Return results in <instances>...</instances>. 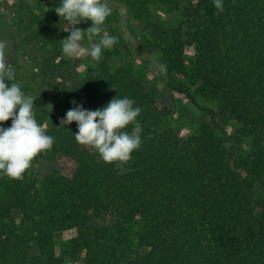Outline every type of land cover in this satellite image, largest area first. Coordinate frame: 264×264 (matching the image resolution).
I'll use <instances>...</instances> for the list:
<instances>
[{"label": "trees", "instance_id": "obj_1", "mask_svg": "<svg viewBox=\"0 0 264 264\" xmlns=\"http://www.w3.org/2000/svg\"><path fill=\"white\" fill-rule=\"evenodd\" d=\"M59 3L16 0L9 9L6 40L17 44L6 63L36 98L35 119L54 138L39 156L54 167L41 177L27 169L22 180L0 174V264H264V0H223L219 13L213 0H106L122 50L202 113L187 136L165 127L154 85L132 66H112L108 49L98 62L64 57L70 31H61ZM32 51L40 60L27 83L16 71ZM115 96L142 109V143L122 174L76 142L75 121L60 125L69 109L96 110Z\"/></svg>", "mask_w": 264, "mask_h": 264}, {"label": "clouds", "instance_id": "obj_2", "mask_svg": "<svg viewBox=\"0 0 264 264\" xmlns=\"http://www.w3.org/2000/svg\"><path fill=\"white\" fill-rule=\"evenodd\" d=\"M217 12H222L223 0H213ZM55 12L71 29L70 35L60 40L62 53L68 59L91 57L100 61L104 49L112 48L117 38L107 34L103 25L111 14L106 0H60ZM91 20L86 29L76 27L82 21ZM87 37L88 47L81 41ZM98 38V39H95ZM6 42L0 41V124L11 119L10 127L0 126V174L9 179L22 180L32 160L41 152L50 150L54 138L46 134V125L35 119L33 105L36 98L26 95L21 85L13 82L15 72L5 59ZM161 72L166 71L160 66ZM11 81V85L5 83ZM114 88V87H113ZM75 104V101L72 102ZM135 101L128 98L113 97L105 106L96 110H87L78 105L69 109L60 125L76 122L78 131L75 140L82 146L90 147L105 163H115L120 173L131 159L132 153L141 146L142 126L137 122L140 107H134ZM133 125L131 131H125Z\"/></svg>", "mask_w": 264, "mask_h": 264}, {"label": "rangeland", "instance_id": "obj_3", "mask_svg": "<svg viewBox=\"0 0 264 264\" xmlns=\"http://www.w3.org/2000/svg\"><path fill=\"white\" fill-rule=\"evenodd\" d=\"M15 2L16 0H0V16H3L2 20L4 22H0V26L3 30V33H5L4 35L2 34V36H0V41H5L9 46L8 49L5 51V58L7 57V54H9L10 51L14 48V46H16L15 44H17L14 40L10 42L6 40L8 35V29L6 26L10 22L9 17L13 15V13H11L9 9L11 7L10 5L14 4ZM154 13L162 20L167 21L168 23L175 22V16L168 17L160 9H155ZM68 27L70 29V26L64 25L61 28V31L64 33L68 32L65 31V29ZM102 27L104 31L110 35L111 30L113 28V20H109L107 22L105 21ZM132 28L136 34L135 38H133V41L135 43V41H139L138 39L140 37V33L136 30L135 26H132ZM81 44L83 47H87V45H89V41L87 40V38L83 39L81 41ZM108 50L111 53L109 62L112 66H132L133 68H135L136 73L144 77V81L146 83H152L154 85L156 100L168 110V116L164 122L165 127H169L171 130L181 136H187L195 130L197 120L203 117L202 113L198 109L194 108L183 97H180L174 92L168 91L163 88L161 84L157 80H155L153 73L146 68L147 65L141 61L139 57L141 55H129L128 51H126L125 49L122 50V47H120L117 43ZM192 52L193 49L192 47H190V49H188V51L186 52V57H191ZM39 60V54L32 51L29 56L25 57L20 62L16 71L17 75L22 78L23 81L29 83V77L32 75V72H36ZM199 102L202 103L203 101L199 100ZM204 104L208 105L209 107L213 106V104L209 101L204 102ZM233 126L234 124L232 122H229L227 125H225V132L230 133L232 131ZM238 148L240 152H243L246 150L247 146L245 143H240L238 145ZM40 154H43V152H41ZM52 167H54L53 163L37 155L32 160L29 169L32 170V172L37 177H41L44 173H47ZM63 238L64 237L61 232L57 231L53 233V246L57 253H60L64 248L63 244L65 241ZM62 264H69V260L65 258Z\"/></svg>", "mask_w": 264, "mask_h": 264}]
</instances>
